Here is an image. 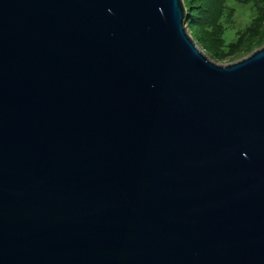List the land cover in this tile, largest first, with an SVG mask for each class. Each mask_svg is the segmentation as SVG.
Masks as SVG:
<instances>
[{
	"label": "water",
	"instance_id": "1",
	"mask_svg": "<svg viewBox=\"0 0 264 264\" xmlns=\"http://www.w3.org/2000/svg\"><path fill=\"white\" fill-rule=\"evenodd\" d=\"M183 0H0V264H264V45L229 63Z\"/></svg>",
	"mask_w": 264,
	"mask_h": 264
},
{
	"label": "trees",
	"instance_id": "2",
	"mask_svg": "<svg viewBox=\"0 0 264 264\" xmlns=\"http://www.w3.org/2000/svg\"><path fill=\"white\" fill-rule=\"evenodd\" d=\"M228 1L183 0L187 16L185 22L187 32L211 59L230 58L243 47L247 51L253 46H261L264 43V0H236L242 5L250 4V7L254 9V14L250 25L236 31V38L230 42L226 36L229 22L225 19L224 8L232 11L233 8L228 5ZM232 30L233 28L229 32Z\"/></svg>",
	"mask_w": 264,
	"mask_h": 264
},
{
	"label": "rangeland",
	"instance_id": "3",
	"mask_svg": "<svg viewBox=\"0 0 264 264\" xmlns=\"http://www.w3.org/2000/svg\"><path fill=\"white\" fill-rule=\"evenodd\" d=\"M228 5L233 8V11L230 10L229 8H224V11L226 12L225 19H228V22H229V23H227L226 36H227L228 42H230L236 38V31L242 30L246 26L250 25V20L254 14V9L252 6L250 7V4L242 5L240 2H237L236 0H229ZM229 25H232V26H229ZM232 28H233V30L231 32H229L230 29H232ZM247 45H249V44H247ZM263 45H264V43H263ZM261 46L260 45L253 46L252 49H249L247 51L244 50L245 47H243L233 57L226 58V59L225 58L224 59L213 58L212 60L219 62V63H229V62L236 61V60L246 56L251 51H253V50H255ZM207 56L210 57L209 55H207Z\"/></svg>",
	"mask_w": 264,
	"mask_h": 264
}]
</instances>
